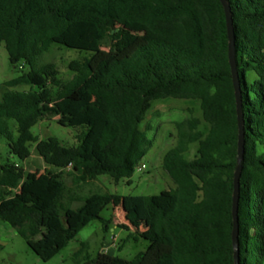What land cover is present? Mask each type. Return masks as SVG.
I'll list each match as a JSON object with an SVG mask.
<instances>
[{
	"label": "trees",
	"instance_id": "1",
	"mask_svg": "<svg viewBox=\"0 0 264 264\" xmlns=\"http://www.w3.org/2000/svg\"><path fill=\"white\" fill-rule=\"evenodd\" d=\"M228 2L245 116L240 264H264V0ZM2 44L14 67L30 70L0 85V138L23 161L35 144L47 165L45 184L33 191L27 168L0 158L2 221L28 241L46 231L56 247L95 219L107 222L102 211L124 197L91 192L80 201L76 190L101 175L131 178L153 145L141 127L152 102L193 99L208 131L195 116L176 122L177 142L163 159L175 187L142 196L141 206L131 197L130 225L139 226L141 212L149 219L147 250L133 259L104 250L93 256L86 241L72 257L74 264H235L239 124L221 0H0ZM53 44L89 52L69 63L75 74L66 82L54 62L38 65ZM44 118L87 130L77 146L40 139L32 128ZM41 249L45 260L54 254Z\"/></svg>",
	"mask_w": 264,
	"mask_h": 264
},
{
	"label": "rangeland",
	"instance_id": "2",
	"mask_svg": "<svg viewBox=\"0 0 264 264\" xmlns=\"http://www.w3.org/2000/svg\"><path fill=\"white\" fill-rule=\"evenodd\" d=\"M88 55L89 52L84 50L53 44L51 49L42 55L38 65L54 62L59 70V78L66 82L75 74L70 69L69 63L72 60H81ZM29 70V66L14 67L10 62L9 54L4 44L0 45V85ZM16 89L28 90L29 86H18ZM56 92L57 88H54L52 91L53 95ZM191 116L202 119L201 129L206 134L208 125L203 120L199 101L168 97L152 102V108L148 111L141 127L147 137L153 140V145L138 162V165L145 163L147 167L139 170L137 166L134 174L129 178L131 183H128V178L115 181L109 175H101L78 188L76 194L80 201L91 192L116 193L124 198L121 205H111L102 211L101 216L107 222L100 219L91 221L66 245L54 246L50 242V236L46 231H43L38 238L28 241L15 228L0 219V264H74L73 253L86 241L89 243V252L93 256L99 250H104L126 259H133L139 253L147 250L150 245V239L148 238L149 219L146 214L141 212L138 217L139 226L130 225L126 214L132 206H135L131 204V197H138L137 203L141 206L142 196L157 195L164 189L175 187L174 181L163 167V159L166 152L177 142L178 130L176 122ZM86 130L87 127L84 125H62L57 118H44L32 128V132L39 136L40 139L56 136L63 144L69 146L79 145V136L85 133ZM35 147V144L31 146L32 156L28 160L23 161L17 156L11 155L6 139L0 138L1 161L5 163L10 159L11 162H17L26 167L28 177L32 180L30 187L33 191H39L40 183L44 185L47 180V165L37 153ZM196 151L197 144H193L186 157L193 159ZM68 183L72 185L69 178ZM29 189L27 187L25 191ZM25 191L20 190L19 194H23ZM79 204L80 202H77L74 206ZM106 224L109 226L108 229L105 227ZM130 234L132 236L128 238ZM43 246L47 250H54V254L49 260L43 259L38 253V250Z\"/></svg>",
	"mask_w": 264,
	"mask_h": 264
},
{
	"label": "water",
	"instance_id": "3",
	"mask_svg": "<svg viewBox=\"0 0 264 264\" xmlns=\"http://www.w3.org/2000/svg\"><path fill=\"white\" fill-rule=\"evenodd\" d=\"M226 11L227 24H228V35H229V58L232 70V79L237 97V114L239 124V140H238V166L234 176V195H233V244L235 249V264H240V247H239V235H240V224H239V201H240V188H241V176L243 172V162L246 154V139H245V116L243 112L242 102V85L240 74L238 70V63L236 58V32L234 27L233 12L228 0H221Z\"/></svg>",
	"mask_w": 264,
	"mask_h": 264
},
{
	"label": "built area",
	"instance_id": "4",
	"mask_svg": "<svg viewBox=\"0 0 264 264\" xmlns=\"http://www.w3.org/2000/svg\"><path fill=\"white\" fill-rule=\"evenodd\" d=\"M147 167L145 163H142L141 165H138L139 170H143Z\"/></svg>",
	"mask_w": 264,
	"mask_h": 264
}]
</instances>
